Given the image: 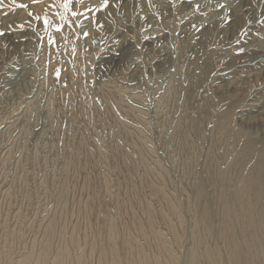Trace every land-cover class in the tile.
I'll return each mask as SVG.
<instances>
[{
    "label": "rangeland",
    "instance_id": "374dc122",
    "mask_svg": "<svg viewBox=\"0 0 264 264\" xmlns=\"http://www.w3.org/2000/svg\"><path fill=\"white\" fill-rule=\"evenodd\" d=\"M196 1H198L200 5L198 4V6L195 4V6L193 5L192 7L193 2ZM232 3L233 5H235V0H0V158L2 159V161L0 159V177L2 175V178H0V245L2 247L0 246V250L12 249L11 256L13 258V262L11 264H14V261H17L29 252V248L32 246L34 240L38 236V227L40 225V221L42 222V220L48 217L51 210L53 209L55 199L64 186L67 177L66 174H68V150L70 149V146L73 145L74 141L77 142L78 138H80L81 135L83 144L85 142L84 146L87 145L85 147H87L89 150H92L93 148L91 146L96 144V147L100 148L105 153L107 160H109L108 164L110 166L111 173L115 178L113 188L116 190L119 186V184H117L119 183V180L117 178L115 166H113L114 159L119 155L113 149V143L118 142V145L124 146L125 142L122 139H116L114 129L110 128L106 123L107 112L105 106L107 104L103 100L104 97H102L100 93L102 88L104 87H114L113 89H115L116 87V90H126V92L129 94L130 97L123 96L120 98V101L125 100L123 103L121 101V104L122 106H125V108H127L131 113L129 115L130 118L128 115H122L115 110L114 112L117 113L122 123L125 121V125L131 127V129L135 127L136 130L134 131L142 135L140 136L142 137L143 141H145V144H147L151 151L153 150V160L155 162L153 165L148 162V159H145L147 167H149V170H151L150 168H152L157 175H162L161 177H164L165 179L166 176L168 177V179L166 180L170 182L171 187H173L174 189V191H172L173 189L170 187V194H173L172 197H174V199H177V201L179 199V202L182 203L180 199L182 185L177 173V159L174 155V152L172 154L171 151L170 153H168L166 150L161 149L159 138V126L161 124V118H159L157 114L159 112V108L164 102V99H166L168 88L173 79L177 76L178 72L182 69V90L179 94L180 102L183 103L184 98L188 95H190L193 101H195L192 103V106L188 107V116L190 117L191 114L195 113L194 115H191L192 118L190 119V121L192 123H196L197 125L199 121V111L207 103V105H209L213 109V111L215 110L214 113L217 114L215 115L216 121L219 120L218 118L227 119L228 116L231 121V116L234 114V111L237 112V108L244 105V103L241 101L243 99L246 100V96L250 94L258 95L261 90L264 91V83H262V81L264 82V75H262L261 77H256L253 75V73L249 72L242 73V75L240 73V67L238 64L241 59L245 58L252 59L254 57L262 56L261 59L264 60V53H262V51L251 50V47H254L255 49L256 45L264 46V0H251L250 6L252 7H250L249 10H244L242 14H240V17H242L240 18V20L242 22L239 21V23L236 24V31L234 33L229 32L228 34L230 35L225 37L223 36L225 28L232 27L234 24V20H232L231 18L228 19V15H230V10H228V8L232 6ZM65 4L68 5L67 8H65ZM20 5H27V7H21ZM185 5L189 7L185 8ZM108 6H110L111 8V13L106 16L104 12ZM42 9L51 10L54 21V31L59 35L61 39L57 56L62 64H60L61 66L59 67V70L55 72L50 67L51 61L49 60V53L46 52L48 42L46 40V32L43 30L44 19L46 17H43V15H41ZM73 13H75V15ZM37 17H40V19H37ZM104 19L107 22H105ZM106 24H108L109 26H106ZM21 25L23 26L21 27ZM205 26H209L211 28L214 27L211 31L212 37L210 33L203 41H197L196 38L198 36V32ZM57 28H59L60 30L57 31ZM67 28H70L75 33V42L71 47H69V44H67L65 40V36L68 33ZM262 46L260 48H262ZM239 47L242 48L239 49ZM181 49L186 54L183 55L182 61L181 58H179L181 56L178 54L180 53ZM237 49H244L245 52H239L237 51ZM44 51L45 54L48 53V59H45L47 63L45 62V64L43 63V59L45 56ZM165 52L168 53L169 57H167L166 59H160L163 58L162 56L163 53L165 54ZM79 53L83 54V57L85 58L87 63L86 65L84 64L83 74L85 76V79L88 77L86 79V86L87 88H90H88V92L90 95L91 105L95 102V104L92 105V107L94 108V115H97L96 118L98 119V121L100 119V126L102 125L100 127V130H102L103 133L100 131V139H95L92 132H90V130L85 125H83L84 123L78 117V110L76 107L78 95L76 91L73 90L72 92L71 89L65 88L67 84L66 80H69L71 77L77 78L78 76V70H76L77 65L75 61L76 57L79 56ZM106 54H122L123 58L117 63H113V65L103 61L104 57L107 56ZM88 56H90V58H88ZM42 57L43 59H41ZM40 60L43 62H41ZM157 64H159V66ZM25 65L28 66L24 70V74H22L21 68ZM234 65H236V68L238 69L235 74L239 76V86L244 91L242 92V90H240L241 93L237 96L227 94L224 99L220 100L215 95L214 91L217 87L216 79L221 73H231ZM7 72L10 74L14 72L16 73L15 75L20 76L17 83H13L14 86L12 87V89L3 87L5 82L4 78L8 74ZM50 82H52L53 86ZM66 90L68 91V93L66 92ZM190 90L191 93L189 92ZM184 91H187L185 92V94H188L185 95ZM51 96L53 97V100ZM260 96L261 95H259L258 97ZM131 98H133L134 101ZM250 99V97H247V100ZM27 102H29V105H27ZM257 102L261 101H247L249 105L248 108L254 109L256 107L254 105ZM182 103L179 107V110H177L176 112L177 115L175 116V113L172 117V121L174 123L168 130V136H172L170 134H173L174 132L173 130L175 129L176 123L178 122V119L181 115V111L183 110L181 109L183 107ZM96 107L99 109H97ZM233 109L235 110L232 112ZM190 110H192V112ZM99 111L102 115L99 113ZM142 112L144 114H142ZM224 112L229 113L227 114ZM51 113L54 115H52ZM96 113H98L99 115ZM259 113L264 114V109H260ZM259 113L253 111V114L255 116ZM225 114H227L228 116ZM14 115L16 116L14 117ZM156 116L158 117V119ZM20 118L22 119L20 120ZM14 120L16 121L14 122ZM143 120L145 121L143 122ZM157 121L159 123H157ZM2 122L3 124H1ZM211 124L207 127V129H205L204 127H198V134L203 139L201 161L204 158L202 156L206 154L207 150L211 146L210 144H212L213 142L212 135H214L213 129L215 130V124ZM238 125L239 127L241 126L232 119L231 126L234 132H236L237 130H241L242 128L244 130V127L241 126L242 128H239ZM107 127L110 129L111 133L109 132V129ZM234 127L236 130L234 129ZM245 131L246 132L244 133L243 139L241 140L238 146V151L236 153L240 154L243 152L241 151L243 150L242 148H244L242 146H245V152L251 150V148L253 147L250 151V154L254 153L253 155H251L252 158L250 157L251 160L249 159V162L251 161V163L248 162L249 165L247 163V167L245 166L244 169V175H248L258 169V156L260 157L264 154V126L259 129V132L258 130L247 129H245ZM112 135H114V137ZM107 136H109L110 138ZM248 139L253 143L248 142ZM149 140H151L150 142L152 144L149 143ZM68 141L69 147H67ZM103 141L106 142L107 146L103 144ZM247 146L250 147V149ZM125 150L123 149V154L125 155V161L123 158V162L127 163L125 165L131 168L130 178L132 180H135L133 181L141 189V191L144 190L142 192L143 199L145 198L144 202L147 204V206H149L148 204H150V207L154 208V201L151 197H148V193L145 189V173L142 169H140V166L137 165V160L133 153H131L128 149ZM160 151L162 152L160 153ZM160 154L162 157L160 156ZM6 157L8 159H6ZM161 158H163V160ZM3 161L5 163L7 161V165L3 163ZM2 164H5L6 166L4 165L5 167H2ZM156 164L157 166H160V168H157ZM227 166L228 165H225L223 167V171L226 170ZM98 168L101 173L104 171L103 167L99 163ZM199 169H201V166ZM165 170L168 174L164 172ZM64 171L65 173H63ZM164 174L167 175L165 176ZM170 177L172 178L171 180ZM140 183L143 185L142 187ZM22 184L26 185L23 186ZM176 185L179 188L175 189L177 187ZM39 187L41 188L39 189ZM35 193H37V195ZM50 193L52 196L49 195ZM10 194L12 197L10 196ZM53 198H55L54 201ZM146 200L148 203L146 202ZM3 202H5V204ZM38 204H40V206ZM20 208L21 210H19ZM25 210H28V212H26ZM20 211L22 212L20 213ZM26 214L27 216H24ZM17 217L19 220H17ZM186 217L187 216H184V219L186 220L184 221L186 222L184 223L185 248H183V251L181 250V252L179 253L180 264H187L188 252L192 246L191 232L193 230V221L190 222L189 218L187 217L186 219ZM20 218H22L23 221ZM33 219L37 222H35ZM6 221L7 223H9V225L6 223ZM16 221L22 224L21 227L23 231V239H21V241L18 240L15 243L14 239H12V234L14 231L13 229H15L16 227V224H19ZM26 226H29L30 229L28 230ZM25 230L27 231L25 232ZM25 233L26 236L24 235ZM235 234L236 246L240 247V259L238 264H245L242 258L244 239L240 230H236ZM214 236L215 235L213 233L211 243L214 247H216L217 245H219V243H217L218 241L214 238ZM17 243H19V246H17ZM3 246H5L6 248ZM218 247L219 246H217L216 248ZM24 248L26 249L24 250ZM27 249L28 251H26ZM260 253L262 255V258H260L258 264H264L263 245L260 249Z\"/></svg>",
    "mask_w": 264,
    "mask_h": 264
},
{
    "label": "bare ground",
    "instance_id": "6f19581e",
    "mask_svg": "<svg viewBox=\"0 0 264 264\" xmlns=\"http://www.w3.org/2000/svg\"><path fill=\"white\" fill-rule=\"evenodd\" d=\"M196 2H193L192 7H193V5L195 6V4L200 5V3L198 1H196ZM235 2H236L235 5H233V3H232V6L230 8H228V10H230L229 11L230 15H228V19L231 18L232 20H234V24L232 27L225 28V32L223 34V36H225V37L230 35V34H228L229 32L234 33L236 31V24L239 23V21H241L240 18H242V17H240V14H242V12L244 10H249L250 7H252V6H250L251 0H235ZM188 7L189 6L185 5V8H188ZM216 8H218V7H216ZM192 11H194V10H192ZM104 13L106 14V16H108V14L111 13L110 6H108L106 8ZM200 13H202V12H200ZM41 15H43V17H46L49 20V23L47 25H45V24L43 25V30L46 32L45 35H46V40L48 42L46 52L49 53V60L51 61L50 67L55 72V71L59 70V67L61 66L60 64H62L60 62V59L57 56L58 51H59V43H60L61 39H60L59 35L54 31V21H53V16L51 14V10L42 9ZM197 16H199V15H197ZM221 16H224V15H221ZM194 18H195V16H194ZM105 22H107V21L105 20ZM199 23H197V24H199ZM107 25L108 24H106V26ZM209 26H205L202 30H200L198 32L197 38L195 37L197 41L198 40L203 41L207 37V35L211 33V31L214 27L211 28ZM67 32L68 33L65 36L66 37L65 40H66L67 44H69V47H71L73 45V43L75 42V39H74L75 33L70 28H67ZM211 37H212V33H211ZM220 41H221V39H220ZM77 43H78V41H77ZM193 43H194V41H193ZM261 46L256 45L255 49H254V47H251V50H254V51L260 50V51H262V53H264V46H262V48H260ZM197 47H199V46H197ZM242 47H239V49ZM67 48H68V46H67ZM190 48H189V50H190ZM239 49H237V51L245 52L244 49L243 50H239ZM117 51H119V50H117ZM188 53H189V51H188ZM44 54H45V51H44ZM47 54H45L44 59H43V57L41 58L44 60V62L40 60L44 64H45V62L47 63V61H45V59L46 60L48 59ZM87 54H88V52H87ZM178 54L181 56L179 58H181V61H182V57L185 53L181 49L180 53H178ZM90 56H88V58H90ZM162 57L163 58H160V59H166L167 57H169L168 53H166V52H165V54L163 53ZM122 58H123L122 54H120V55H114V54L109 55L108 54L106 57H104L103 61L108 62L110 64H113V63L115 64L119 60H121ZM261 58H262V56L261 57H254L252 59L251 58L241 59L238 62L239 67H240V73L242 74V73L249 72V73H253V75L256 77H261L262 75H264V60ZM161 61H163V60H161ZM75 62L77 65L76 70H78V76H77V78L71 77L69 80H66L67 84H66L65 88L71 89L72 92H73V90L76 91V93L78 95V99L76 102L77 103L76 107L78 110L77 111L78 117L84 123L83 125H85L90 130V132H92L93 137H95V139H100V131L102 132V130H100L101 129L100 127L102 125L100 126L101 122H100V119L98 121V119L96 118L97 115L96 116L94 115V108L92 107V105L95 104V102L91 105L90 95L88 92L89 87L87 88V86H86V79L88 77L85 79V76L83 74L84 64L85 65L87 64L85 58L83 57V54L79 53V56L76 57ZM30 63H32V62H30ZM30 63H29V65H30ZM105 64H107V63H105ZM107 65H109V64H107ZM155 65H156V63H155ZM157 65L159 66V64H157ZM27 66L28 65L22 66V68H21L22 74H24L23 72ZM236 67L237 66L234 65L231 73H226V72L221 73V74H219V77L216 79V86H217L216 88L217 89L215 88L214 91H215V95L218 97V99H220V100L224 99L227 94H231L234 96L240 95V93H241L240 90H242V88L239 86V83H240L239 76L237 74H235V72L238 71V69ZM188 68H190V67H188ZM86 71H88V70H86ZM152 73H154V72H152ZM15 74L16 73H14V72H12L11 74L10 73L7 74V76L4 78V80H5L4 85H3L4 88H11L12 89L14 84L17 83L20 76L15 75ZM50 74H52V73H50ZM71 75H72V73H71ZM181 76H182V69L178 72L177 76L173 79L172 83L170 84L168 91H167L166 99H164V102L162 101L163 102L162 105L160 103L161 107L159 108V112L157 114H158L159 118H161V121H160L161 124L159 126V138H160L161 149L166 150L168 153H170V151H171L172 154L174 152V155L177 159V167H178L177 173L179 176L178 178L180 179L181 185H182V186L180 185L182 188V191L180 194V199H181L182 203L179 202V199H178V201H177V199H174V197H172L173 194H170V192H169L171 184H170V182H168L166 180V179H168V177L166 176L168 174L166 172V170L164 171L167 173L166 175L164 174L166 176V179H165L164 177H161L162 175L161 176L157 175L152 168H150L151 170H149V167H147L145 159H148V162H150L153 165L155 162L153 160V157H154L153 153H152L153 150L151 151L150 148L147 146V144H145V141H143V139L141 137L142 135L139 134L138 132L134 131V130H136L135 127L133 129H131V127H128L127 125H125L124 124L125 121L122 123L121 120L119 119V116L117 115V113L114 112V110H115L118 113L125 115V116L126 115L129 116L131 114L129 112V110L127 108H125V106H122V104H121L122 100L120 101L121 97L129 96V94L126 92V90L125 91L116 90V87H115V89H113L114 87L111 88V87L107 86V87L102 88L100 86L102 88L100 93H101L102 97H104L103 100L107 104L105 106L106 107L105 109L107 112L106 113L107 114L106 123L110 128L114 129L116 139H122L125 142L124 146L118 145L117 144L118 142L113 143L114 144L113 149L119 155L116 158L114 157L115 158L114 163H113L114 165L112 164L113 166H115V171L117 173V178L119 180L118 181L119 183H117V184H119V186L117 187L116 190L113 188L115 178L113 177V174L111 173L110 166L108 164L109 160H107L105 153L100 148L96 147V144L91 146L93 148L92 149L93 151L89 150L87 147H85L87 145L84 146L85 142L83 144L82 135H81V137L78 138L77 142L74 141L73 145L70 146V149L68 148L69 149L68 150L69 156H68V162H67L68 163V165H67L68 166V174H66L67 177L65 180V184L63 187L61 185L62 189L60 188L61 191L58 194L57 198L56 197H55L56 199L53 198V201L55 199V203L53 204V206H54L53 209L51 210L50 214L48 213L49 214L48 217H46L44 220H42V222L40 221V225L38 227V236L36 239L34 238L35 240H34L32 246L29 248V252L27 254H25L23 257H21L20 259H18L17 261H14V264H180L179 253L181 252V250L183 248H185L184 247V244H185L184 223H186V222H184V221H186V220L184 219V216H187L189 218L190 222L193 221V230L191 232V235H192L191 244H192V246H191V248L189 247L190 250L188 252L187 264H238L239 259H240V247L236 246V242H235L236 230L241 231L243 239H244L242 258H243L245 264H258L259 263L260 258H262V255L260 253V249H261L262 245L264 246V154L260 157L258 156V158H259L258 159L259 160L258 165H257L258 169L256 171L254 170L255 172H251V173L249 172L250 174L244 175L245 166L249 162L251 155L254 154V153H252L253 151L251 152L252 154H250V151L252 150L253 147L251 148V150L245 152V150H246L245 146H242V147H244V148H242L243 150H241L243 152L240 154H237L236 152L238 151V146H239L241 140L243 139L244 133L246 132L245 129H247V130H258V132H259V129L264 126V114L259 113L260 109H264V91L261 90L258 95H256V94L255 95L250 94L248 96L244 95V96H246V100L241 99L242 100L241 102H243L244 105H242L241 107L237 106L238 107L237 112L234 111L235 109L232 110V112L234 111V114L232 113L233 117L231 116V121H230L229 116L227 115L229 112L228 113L224 112V113H227V114H225L228 116L227 119L218 118L219 120L216 121L215 115H217V114L214 113L215 110L213 111V109L209 105H207L208 104L207 103L199 111L200 114H199V119H198L199 121H198V125H197L196 123H192L190 121V119L192 118L191 115H194L195 113L191 114L190 117L188 116V112H189L188 107L192 106V103L195 101H193L192 97L190 95H188L185 98L183 97L184 98L183 103L180 102L179 94L181 93V90H182V88H181V86H182ZM49 77H51V76H49ZM151 80H153V79H151ZM50 83L52 85V82H50ZM262 83H264V82L262 81ZM42 84H44V83H42ZM187 88H188V86H187ZM25 90H27V89H25ZM185 90H187V89H185ZM144 91H145V89H144ZM243 91L244 90H242V92ZM66 92L68 93L67 90H66ZM185 92H187V91H184V94H185ZM189 92L191 93V90ZM26 93H28V92H26ZM186 94H188V93H186ZM204 95H205V93H204ZM259 95H261V96L258 97ZM247 97L248 98L250 97L251 99L247 100ZM64 98H65V96H64ZM133 98H131V99H133ZM215 99H217V98H215ZM52 100H53V97H52ZM57 100H55V101H57ZM33 101H34V99H33ZM124 101H122V103ZM133 101H134V99H133ZM247 101H249V102L250 101H261V102H257L254 105V106H256L254 109H250V108H248L249 105H248ZM28 103L29 102H27V105H29ZM61 103H60V105H61ZM181 103L183 106L181 109H183V110L181 111V115L179 114L180 117L178 119V122L176 123V127L174 126L175 129L173 130L174 131L173 134H170L172 136H168V132H169L168 130L172 127V124L174 123L172 121L173 120L172 117L177 112V110H179ZM32 105H33V103H32ZM94 106H96V105H94ZM225 106H227V105H225ZM54 107H56V106H54ZM97 109H99V108H97ZM196 110H198V109H196ZM190 111L192 112V110H190ZM253 111L258 112L259 114L255 116L253 114ZM99 113H100V111H99ZM96 114H98V113H96ZM142 114H144V113L142 112ZM52 115H54V114H52ZM176 115H177V113L175 114V116ZM15 116L16 115H14V117ZM132 117H134V116H132ZM136 117H138V116H136ZM129 118H130V116H129ZM21 119L22 118H20V120ZM157 119H158V117H157ZM232 119H233V121H235L236 123H238L242 127H244V130L240 126L242 129L237 130L238 132L237 131L234 132V130L232 129V126H231L232 125ZM15 121L16 120H14V122ZM144 121L145 120H143V122ZM3 122L1 124H3ZM106 123H105V125H106ZM146 123H148V122H146ZM157 123H159V122L157 121ZM211 123L215 124V130L213 129L214 135H212L213 136V142H212V144H210L211 146L207 150L206 154H204L205 156L204 155L202 156L204 158L201 161V154H202L201 149L203 146V139L198 134V127H204L205 129H207V127ZM130 126H132V125H130ZM234 126H236V125H234ZM12 127H11V129H12ZM238 127H239V125H238ZM234 129H235V127H234ZM261 130H263V129H261ZM78 132H79V128H78ZM109 132H110V129H109ZM45 133H47V132H45ZM152 135H153V133H152ZM112 136L114 137V135H112ZM107 137H109V136H107ZM3 139H4V137H3ZM83 141H84V139H83ZM98 141H100V140H98ZM150 141L151 140H149V143H151ZM248 142H251V141L249 140ZM251 143H253V142H251ZM68 144H69V141L67 142V147H69ZM88 144H89V142H88ZM103 144H105L107 146L106 142H104ZM103 144H102V146H103ZM108 146H110V145H108ZM105 147H104V149H105ZM122 148L124 150L128 149V150H130L131 153H133V155L136 157L137 165L140 166V169H142L144 171V173H145L144 179L146 181L145 189L148 193V197H151L152 200L154 201V204H153V205H155L154 208L153 207L151 208L150 204H148L149 206H147V204L144 202L145 198L143 199V193L142 192L144 190L141 191V189L135 184V182H134L135 180L133 179L134 180L133 181L130 178L131 168L127 167V165H125L127 163L123 162V158L125 157V155L123 154ZM248 148L250 149V147H248ZM256 149H258V148H256ZM162 151H160V153ZM110 152H111V150H110ZM260 154H262V153H260ZM10 155H8V156H10ZM3 156H5V155H3ZM160 156H161V154H160ZM132 158H134V157H132ZM6 159H8V158L6 157ZM161 159L163 160V158H161ZM11 160H10V162H11ZM1 161H2V159H1ZM7 161H6V163H7ZM124 161H125V158H124ZM19 162H20V160H19ZM3 163H5V162L3 161ZM98 163L104 169V171L102 173L100 172V170L98 168ZM249 163H251V161ZM249 163H248V165H249ZM8 164H9V162H8ZM32 164H33V162H32ZM4 165L2 164V167ZM225 165H228V166H227L226 170L223 171V167ZM131 166H134V165H131ZM156 166H157V164H156ZM200 166H201V169H199ZM158 167L160 168V166H157V168ZM23 168H24V166H23ZM252 168H253V166H252ZM252 168H251V171H252ZM254 168H256V167H254ZM137 170H138V168H137ZM160 170H163V169H160ZM246 170H247V168H246ZM63 173H65V171ZM136 176H137V174H136ZM0 178H2V175ZM171 179L172 178L170 177V180ZM4 184H5V182H4ZM25 185H23V186H25ZM142 186L143 185L141 184V187ZM176 186H174V187H176ZM40 188L41 187H39V189ZM51 188H53V187H51ZM171 188L173 189V187H171ZM177 188H179V187L177 186L175 189H177ZM27 189H29V188H27ZM10 191H11V189H10ZM172 191H174V189ZM35 194L37 195V193H35ZM49 195H51V193ZM6 196H7V194H6ZM10 196H11V194H10ZM48 201H49V199H48ZM146 202H147V200H146ZM3 203L5 204V202H3ZM0 204H1V202H0ZM38 205L40 206V204H38ZM107 205H108V207H107ZM30 206H31V204H30ZM35 206H36V204H35ZM10 208H12V207H10ZM19 210H21V208ZM21 212L22 211H20V213ZM26 212H28V210ZM33 213H35V212H33ZM17 215H20V214H17ZM34 215H36V214H34ZM38 215H39V213H38ZM38 215H37V218H38ZM24 216H27V214ZM18 217H17V220H19ZM187 217H186V219H187ZM22 218H24V217H22ZM22 218H20V219H22ZM22 221H23V219H22ZM16 222H18V221H16ZM35 222H37V221H35ZM6 223H7V221H6ZM5 224H3V225H5ZM7 224L9 225V223H7ZM34 225H35V223H34ZM21 226H22V224H20V223L18 225L16 224V227L14 226L15 229H13L14 230L13 234L10 233L13 235L12 239H14L15 243H16V241H18V240L21 241V239H23V231H22ZM4 228H5V226H4ZM27 228H28V230L30 229L29 226ZM32 229H33V226H32ZM26 231L27 230H25V232ZM33 231H35V230H33ZM30 232H32V231H30ZM213 233L215 235L214 238L218 241L217 243H219V245H217V246H219L218 248H216L217 246L214 247L211 243ZM24 235L26 236V233ZM26 242H27V240H26ZM0 244H1V242H0ZM18 244L19 243H17V246H19ZM191 244H189V245H191ZM3 247H5V246H3ZM14 249H15V246H14ZM25 249L26 248H24V250ZM11 250L12 249L0 250V262H2L0 264H3V263L4 264H11L13 262V258L11 256ZM26 251H28V249Z\"/></svg>",
    "mask_w": 264,
    "mask_h": 264
},
{
    "label": "snow or ice",
    "instance_id": "6c2138e0",
    "mask_svg": "<svg viewBox=\"0 0 264 264\" xmlns=\"http://www.w3.org/2000/svg\"><path fill=\"white\" fill-rule=\"evenodd\" d=\"M21 7H27V5H20ZM65 6V8H67L68 7V5L67 4H65L64 5ZM74 15H75V13H73ZM30 15H31V13H30ZM37 19H40V17H37ZM49 23V20L47 19V18H45L44 19V24L45 25H47ZM23 25H21V27H22ZM60 29L59 28H57V31H59Z\"/></svg>",
    "mask_w": 264,
    "mask_h": 264
}]
</instances>
